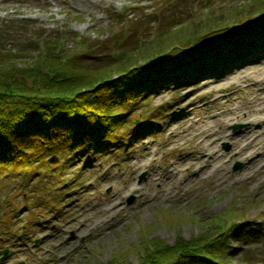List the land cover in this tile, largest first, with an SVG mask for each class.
Returning <instances> with one entry per match:
<instances>
[{
    "label": "rangeland",
    "instance_id": "374dc122",
    "mask_svg": "<svg viewBox=\"0 0 264 264\" xmlns=\"http://www.w3.org/2000/svg\"><path fill=\"white\" fill-rule=\"evenodd\" d=\"M246 1L0 0V22L29 19L33 27H42L49 33L71 30L83 37L86 46L77 42L75 34L67 37V48L73 53L85 52L80 54L97 62V55L111 52L116 45L120 47L115 41L104 43L111 39L114 26H119L114 17L129 15L134 19L145 13L148 18H161L175 25L186 19L187 11L192 16H201L204 12L200 7L214 3L215 16L223 18L224 23L230 9L239 8ZM183 13L185 16L178 17ZM258 18H252L251 26L258 25ZM154 26L143 32L148 36ZM252 28L241 27L235 39H243ZM260 28L264 35V26ZM137 39L138 35L128 39L124 47L135 46ZM211 55L227 59L224 70L201 72L190 81L174 78L170 86L152 92L127 114L119 128L123 141L118 145H96L88 152H83L86 147L77 146L65 156L64 164L59 156L57 163H50V168L36 173H25L23 169L5 174L0 171V264H138L145 244H150L153 238L169 244H174L178 235L189 239L206 230L212 215L230 208L237 211V217L247 227L264 234L263 168L260 164L250 166L237 153L239 131L248 126L247 121L235 119L224 126L228 134H234L218 145L227 165L224 180L218 181L213 176L187 184L192 177L187 169L182 171L180 180L170 182L172 167H186L184 163L195 148L187 134L180 131L190 123L185 118L224 109L225 99L211 95L207 84L221 79L224 92L232 93L230 96L239 103L252 98L247 90L253 79L241 82L238 87V82L227 76L264 57V43L246 51L236 40L228 41ZM190 56H184L180 64L188 62ZM143 75L146 76V71ZM191 90V100L186 101L183 96ZM192 102L205 105L194 108ZM145 107L151 115L145 114ZM142 117L156 122L144 123ZM235 124L244 126L234 130ZM146 151L153 153V160L140 168L137 162ZM237 162L241 166L235 169ZM153 172H157V183L149 190L148 180ZM129 180L142 184L143 193L125 191V182ZM150 197L153 200L146 204L144 200ZM112 200L118 203L113 213L83 217L92 205L105 206ZM231 246L235 255L228 264H262L264 255L259 240L233 242ZM4 249L7 254L1 259ZM246 254L252 256L250 263L246 262Z\"/></svg>",
    "mask_w": 264,
    "mask_h": 264
},
{
    "label": "trees",
    "instance_id": "16d2710c",
    "mask_svg": "<svg viewBox=\"0 0 264 264\" xmlns=\"http://www.w3.org/2000/svg\"><path fill=\"white\" fill-rule=\"evenodd\" d=\"M200 9L203 15L192 16L189 10L186 19L175 25L161 18L157 22L145 13L134 19L114 17L119 26L111 30L112 41L104 43L115 41L120 47L97 55V62L80 54L85 52L67 48V37L75 34L77 42L86 46L83 37L71 30L49 33L33 27L29 19L1 21L0 171L36 173L50 168L48 158L55 154L64 164L65 156L77 146L119 144V128L127 114L152 92L174 78L189 81L201 72L222 70L225 59L211 53L234 40L241 27L251 26L253 17H259V24L244 39H236V44L247 51L264 43L260 31L264 0L242 2L239 8L230 9L224 23L215 16L216 4ZM152 25L147 36L144 32ZM136 35V45L124 47ZM186 55H191L189 61L180 64ZM146 108L145 114L151 115ZM237 215L232 208L212 215L203 233L189 239L178 235L174 244L153 238L145 244L138 264H228L235 255L231 243L258 240L264 255V234L247 227ZM245 259L250 263L252 256L246 254Z\"/></svg>",
    "mask_w": 264,
    "mask_h": 264
},
{
    "label": "bare ground",
    "instance_id": "6f19581e",
    "mask_svg": "<svg viewBox=\"0 0 264 264\" xmlns=\"http://www.w3.org/2000/svg\"><path fill=\"white\" fill-rule=\"evenodd\" d=\"M227 78L231 81H237L238 87L241 85V82L253 79V84L245 85H249L247 91L252 95V98L247 97L239 103L237 98L230 96L232 93L224 92V85L220 82L221 79L207 84L211 95L214 94L218 98L222 97L225 99L223 102L224 109L211 115H194L185 118L190 123L187 128L180 131L183 135L187 134L193 141L195 148L190 152L189 158L184 163L186 167H183V165L172 167L171 172L173 174L170 182L180 180L182 178V171L187 169H190L192 173L191 179L186 181L187 184H194L213 176H216V180L218 181L224 180L227 173V165L224 160V153L221 152L218 145L224 138L234 135L228 134L224 126L229 125L235 119L248 122V126L239 131L241 138L238 143L237 153L241 154V157L252 167L260 164L264 172V57L256 59L255 63L246 67V69L234 70ZM214 89L216 90L213 91ZM192 91L186 92L183 96L187 98L186 101L191 100L190 94ZM204 105L205 103L197 105L195 102H192L194 108L198 107L201 109ZM152 160L153 153L146 151L145 154L140 156L137 166L143 168ZM148 182V189L151 190L157 183V172H153ZM124 189L125 191H136L141 194L143 193L144 186L133 180H129L125 182ZM152 200L153 198L150 197L145 199L144 202L148 204ZM117 206L118 203L115 200L108 201L105 206L104 204L103 206L92 205L83 214V217L85 218L94 214H104L107 216L113 213Z\"/></svg>",
    "mask_w": 264,
    "mask_h": 264
},
{
    "label": "water",
    "instance_id": "95a60500",
    "mask_svg": "<svg viewBox=\"0 0 264 264\" xmlns=\"http://www.w3.org/2000/svg\"><path fill=\"white\" fill-rule=\"evenodd\" d=\"M238 127H241V125H234V129H236V128H238ZM228 148H229V145H228ZM56 160H57V158H54V159H51L50 161L51 162H56ZM241 166V163H236V165H235V169H238L239 167ZM132 200H133V197H132V199L129 201V202H132ZM7 251H5V253H6Z\"/></svg>",
    "mask_w": 264,
    "mask_h": 264
}]
</instances>
